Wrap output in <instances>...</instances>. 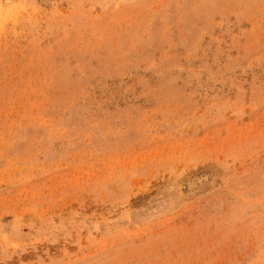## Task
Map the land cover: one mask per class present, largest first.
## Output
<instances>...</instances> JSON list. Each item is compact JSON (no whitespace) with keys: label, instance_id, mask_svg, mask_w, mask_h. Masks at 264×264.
Masks as SVG:
<instances>
[{"label":"rangeland","instance_id":"1","mask_svg":"<svg viewBox=\"0 0 264 264\" xmlns=\"http://www.w3.org/2000/svg\"><path fill=\"white\" fill-rule=\"evenodd\" d=\"M0 264H264V0H0Z\"/></svg>","mask_w":264,"mask_h":264}]
</instances>
